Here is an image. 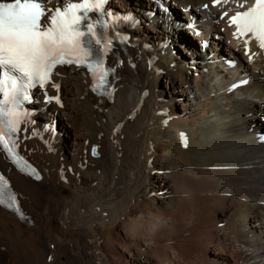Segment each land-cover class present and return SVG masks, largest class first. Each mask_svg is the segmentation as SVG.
Returning <instances> with one entry per match:
<instances>
[{"label":"bare ground","instance_id":"6f19581e","mask_svg":"<svg viewBox=\"0 0 264 264\" xmlns=\"http://www.w3.org/2000/svg\"><path fill=\"white\" fill-rule=\"evenodd\" d=\"M235 3L108 5L115 98L58 69L15 143L43 181L0 147L24 216L0 206V264H264V50L221 19Z\"/></svg>","mask_w":264,"mask_h":264},{"label":"snow or ice","instance_id":"6c2138e0","mask_svg":"<svg viewBox=\"0 0 264 264\" xmlns=\"http://www.w3.org/2000/svg\"><path fill=\"white\" fill-rule=\"evenodd\" d=\"M106 0H57L56 7H46L48 0H0V145L18 164L22 160L14 151L16 134L21 131L22 117L26 116L23 102L30 101L29 90L44 87L52 82L53 70L58 65H76L90 70L99 83L94 90L108 87L109 66L104 68L105 58L112 49L113 38L107 35V21L89 17V12H101ZM248 0H236L235 7L245 9ZM229 0H212V7L226 5ZM207 9L208 5L205 4ZM107 15V13H104ZM228 17L230 27L235 26L234 36L255 39L264 50V0H254L251 7L229 16L224 11L221 19ZM43 20V23L41 21ZM93 20H96L93 23ZM101 31L97 32V27ZM199 35V33H197ZM127 41L120 37L119 43ZM250 40H245L249 44ZM249 59L255 55L250 49ZM57 92L59 84L53 83ZM110 94V92H109ZM59 97H48L49 102ZM12 145V146H10ZM186 146V141H185ZM95 154V152L93 153ZM36 179H40L39 175ZM3 177H0V181ZM7 185V181H4ZM19 212L16 197L5 201L0 189V204ZM51 259V257H49Z\"/></svg>","mask_w":264,"mask_h":264},{"label":"rangeland","instance_id":"374dc122","mask_svg":"<svg viewBox=\"0 0 264 264\" xmlns=\"http://www.w3.org/2000/svg\"><path fill=\"white\" fill-rule=\"evenodd\" d=\"M222 31H223V29H222ZM185 49H186V48H185ZM185 49L183 48L182 51H184ZM199 49H200V48H199ZM193 74H194V76H195V75H196V72L193 71ZM65 141L68 142V139H66Z\"/></svg>","mask_w":264,"mask_h":264},{"label":"water","instance_id":"95a60500","mask_svg":"<svg viewBox=\"0 0 264 264\" xmlns=\"http://www.w3.org/2000/svg\"><path fill=\"white\" fill-rule=\"evenodd\" d=\"M94 152H95L94 156H98L97 149H94Z\"/></svg>","mask_w":264,"mask_h":264}]
</instances>
